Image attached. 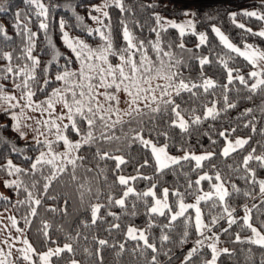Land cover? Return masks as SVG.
<instances>
[{"label": "trees", "instance_id": "obj_1", "mask_svg": "<svg viewBox=\"0 0 264 264\" xmlns=\"http://www.w3.org/2000/svg\"><path fill=\"white\" fill-rule=\"evenodd\" d=\"M101 1L103 0H39L47 10L45 18L38 15L40 9L35 4L26 3V0H0V8L4 9L0 12V26L5 29L4 33H0V57L4 54L10 56V59L0 58V70L7 67L13 69L12 72L0 73L7 76V79H0L3 91H15L25 98L31 90L35 93L31 97L42 102L54 89H61L63 81H55L57 69L62 71L65 67L68 70L78 67L79 59L63 43L60 22L64 21V32L75 34L92 46L103 45L107 39L94 26V20L91 18L96 13V5ZM183 1H193L196 29L194 32L197 35H194L193 31H187L181 37L179 29L167 27L166 30L160 31L158 47L163 52L170 50L174 59L182 61L179 66L170 67L172 71L166 64L171 76L179 73L175 77L176 82L182 77L189 83L201 84L203 78H209V82L215 83V87L207 92L202 87L194 88L195 95L184 91L177 96L174 92L173 96L167 99L179 105L181 111L187 110L185 119L200 115L203 121L201 124H190L187 131H182L179 127H169L168 121L173 118L172 106L168 105V111H165L162 103L159 112L139 109L114 121L108 120L106 115H103V121L94 119L86 112L85 115L89 119H94L91 128L79 116L75 117V122L80 133H90V143L81 140L71 124L66 131L71 140H77L81 144L76 157L71 159L75 160V164L66 161L57 169L54 162L44 160L50 163L38 164L33 168L37 154L46 147L45 143L13 130L14 123L9 116L15 108L0 110V180H3L2 190L5 193L0 189V211L8 208L14 214L18 226L25 231L35 250L37 261L40 252L56 245L62 246V249L69 245L71 252L63 250L53 254L54 264H69L73 260L79 264H151L153 255L156 264H182L184 254L194 246L198 238L194 228V209L189 208L183 217L170 221L168 217L171 213L167 210L164 216L148 213L153 198L145 197L143 193L154 184L157 195H161L162 189L168 188L170 205L174 210L178 207V198L171 194L173 191L182 193L184 200H190L203 190L213 189L217 172L230 195L225 197L223 203L216 197L202 201L204 219L210 223L212 216L223 212L225 204L235 208L237 219L236 224L230 228L229 225L225 227L228 232L221 230L219 233V244L229 249V253H221L217 264H261L264 260V247L235 240L236 233H239L241 240L251 237L252 234L250 229L241 227L240 214L245 205L251 204V224L264 231V227H261L264 222V196L260 197L259 184L252 183L250 173H246L243 166L244 157L253 149L254 155H264V111H261L264 108V87L252 93L237 79L228 84L227 71L234 69L236 72L233 71V77L243 75L250 86L255 79L248 74L253 72L254 67L245 57L227 49L211 30L212 26L218 27L235 43H250L264 51V38L245 31L250 28L253 33H258L264 21L239 14L245 10L264 12V9L256 7L264 4V0ZM175 3L176 0H122L125 10L121 11L109 2L108 16L104 17L102 30L107 33L106 36L109 37L110 34L113 50L119 51L127 45L123 36L126 26L137 42L144 43V48L140 51H149L152 56L157 57L152 46L157 41V34L153 31V28L157 27L153 13L162 17L168 15L184 18V7L177 8ZM149 4L155 7H145ZM232 12L237 13L235 24L230 18ZM16 13L20 15L17 17ZM77 16L83 19L78 21ZM41 21L48 24L46 30L39 28ZM237 24L245 25V29L237 27ZM17 25L18 27H14ZM89 30L91 35L88 34ZM29 32L36 33L32 38L34 47L31 50V57L38 60L36 64L28 58L26 52ZM199 33L206 35V42L197 47ZM181 43L184 44L183 49L179 47ZM136 51V60L140 61V51ZM57 52L59 56L54 59ZM228 55L232 59H228ZM202 57H207L210 61L203 65V69L199 62ZM220 57L227 60V68ZM110 58L116 61L118 56L110 54ZM45 68L47 76L44 73ZM29 76H34L35 81L28 79ZM47 78H51L52 82L41 91ZM26 79L30 89L24 86ZM3 91H0V94ZM225 96L227 104L235 103L236 107L225 111ZM213 104L218 113L216 119H203L206 107ZM193 108L196 112L191 111ZM246 109L252 111L242 115ZM6 112L9 114L6 115ZM141 130L145 139L167 143V150L171 153L181 152L180 149L184 148L190 151H209L213 156L203 161L201 168L194 169L195 161L181 160L179 164L158 172L150 148L132 139L134 132L139 133ZM221 131L226 133V137L219 135ZM205 132L208 133L207 136L204 135ZM162 133H166L167 137ZM237 136L247 137L248 143L224 156L222 149L228 139ZM52 146L59 150L63 148V142L55 141ZM104 154H107L106 157ZM113 157L122 158L125 163L119 164L117 169L118 162ZM8 161H11V164H8ZM145 161L147 165L142 167ZM259 163L251 160L248 168L255 171L258 180H264V167H259ZM205 173L211 176L212 180H202L197 186L194 181ZM123 176L141 178L130 179L128 184L124 185L118 180V177ZM45 185H48L46 191ZM232 185L240 189V192H233ZM130 186L134 191L125 199V206L117 205L116 201L122 198L126 187ZM245 192L249 195H244ZM35 201H40L39 205ZM214 202L215 208L212 207ZM93 214L97 217L95 223L92 222ZM187 217H191L187 228L188 242L179 245L177 240L185 231ZM225 223V218L220 219L216 227ZM149 224L154 226L149 229ZM167 224H170V227H167ZM131 225L145 230L148 243L155 244L158 249L156 253L146 247L144 241L128 238L127 230ZM162 234L169 237L164 244H161ZM98 240L107 243L101 246ZM165 252L168 255H162ZM211 255V249L204 244L199 255L193 258L194 264H204V259H210ZM169 256L172 259H169Z\"/></svg>", "mask_w": 264, "mask_h": 264}, {"label": "snow or ice", "instance_id": "obj_2", "mask_svg": "<svg viewBox=\"0 0 264 264\" xmlns=\"http://www.w3.org/2000/svg\"><path fill=\"white\" fill-rule=\"evenodd\" d=\"M26 3H30V4H35L37 6V8L40 9L38 15L44 16L45 18L47 17V10L44 8V6L42 4L39 3V0H26ZM112 3L121 9V11H124V6L122 4V0H112ZM145 7L147 8H154L155 5L153 4H149L146 5ZM259 9H264V4H260L256 6ZM95 11H100V8H95ZM4 9L0 8V12H3ZM185 14L187 15V11L185 12ZM240 15H243L245 17H250V18H256L257 20L260 21H264V12L262 11H257V10H253V11H242L241 13H239ZM17 17L20 15L19 13H16ZM103 15L105 17L108 16L107 12H104ZM154 15V19L156 22L157 27L153 28V31L156 32L157 34V41L155 43V45L153 46L154 51H156L157 56L160 57V53L161 51H163L161 48L158 47L160 40H159V34L160 31H164L166 30L167 27H171L173 29H179V35L181 37H183L185 35L186 32V28L189 30L193 31L194 35H197L194 32V28H195V22L194 20H190L187 21L186 24H177L175 22L172 21H165L164 18L162 16H160L158 13H153ZM193 16H195V14H192ZM236 16L237 13L236 12H232L230 13V18L232 19L233 23H236ZM93 20H97L98 21V17H91ZM83 18L77 16V20L81 21ZM39 28L40 29H44L46 30L48 28V24L44 21H41L39 23ZM64 21L61 20L60 22V27H61V32H62V40L63 43L65 45H67L68 48H70L77 56V58L79 60L82 61V68L81 71L79 73L80 77L83 79H87L89 81L93 80L95 77L93 76H85L84 75V67H87L89 72L94 71V65L91 63V61L93 60V58H97L100 60H104L106 61V56L104 55L105 52L110 53L111 55H115L118 56L119 59L125 63H127L130 67V73L131 74H125L123 71L122 67H116L113 68L111 66L108 67L107 71V75L111 76V82L110 83H106V77L104 75V71L100 70L97 72V75H99L100 77V86L105 87V88H112L113 86H115L116 90L119 91L121 84L124 85V88L126 91L129 92V95L133 97L132 99V103H136V96H140L141 93L144 92H154L153 89L148 88V89H144L142 87L139 86V82L140 81H144L147 82V79L145 77V73L148 72H152L153 70L157 71V74L154 75L151 78H167L170 80V84L165 86V89L163 91H161V97H160V103H162L164 105V110L168 111V105H171V114H172V119L168 121V126L169 127H179L182 131H187L190 124L192 125H199L201 124L202 121V117L200 115H195V116H190V119H185V111H181L180 106L175 104L173 100H164L163 97L165 95H168L169 93L167 92V88L168 87H172L173 91L175 92V95L179 96L181 94V92L187 91L192 93L193 95H195V92H193L194 88H203L205 92H207L210 88L215 87V83L213 81L209 82L210 79L209 78H203V82L201 84H197L195 82H185V80L181 77V79L176 82V75H179V73H176L172 76H167L165 75H160L159 74V70L164 66L163 65V58L160 57L159 59V67H157L155 64H149L148 66H145V60H144V56L145 53L143 51H140L144 48V43L143 42H136L135 44H133V38L131 37L129 31L127 30V27L125 26L124 28V32H123V36L124 39L128 42L127 45L123 48L120 49L119 51L113 50L112 48V43H111V39H110V34L109 37L107 38V43L106 45L101 48V49H97L96 53H93L92 49L89 48L88 44L85 43L83 40H76L75 44L78 45L77 47L73 46V41L69 39L68 33L64 32ZM237 27L241 28V29H245V25L243 24H237ZM14 27H18L14 26ZM110 27V26H109ZM212 32L215 33L216 36L219 37L220 41L222 42L223 45L226 46L227 49L231 50V52H235L240 56L245 57V59L248 60V62L250 64L253 65L254 68H256V63H255V59H250L249 58V53H255L256 54V59L259 58L261 55H264V53H259L258 49H255L252 45H245L246 51H241V49L239 47H235L232 43H230L228 41V38L226 36H224L220 29L212 26L211 28ZM245 31L249 34L252 35H258L261 38H264V30L259 31L258 33H253L252 30L250 28L245 29ZM5 29H3L2 26H0V33H4ZM89 35L92 34L91 30H89ZM101 35L103 36L104 34L101 33ZM36 36V33H31L29 32L28 34V46L26 48V52H27V56L29 59L33 60V63L36 64L38 63V60L35 58L31 57V50L34 47L33 45V41L32 38ZM6 39H10L8 37H5ZM198 40H199V44H197V47H199L200 45L205 44L206 42V35L204 33H199L198 34ZM51 43V41H49V44ZM136 48L138 51H140V55H141V59L139 64L134 63L131 59H126V57L128 56V54L132 53V49ZM169 47H171V45H169ZM179 47L181 49L184 48V44L181 43L179 45ZM97 53L99 55H97ZM164 56L169 58V63H168V67H173V66H179L182 61L179 59H174L173 55H170L168 52L164 51ZM259 54V57H258ZM227 55V54H226ZM59 56V53L57 52L54 56V59L56 57ZM0 58H5V59H10V56L8 54H4L3 57ZM223 63L224 66L227 68V60H224L223 57L219 58ZM228 59H232V57L230 55H228ZM199 62L201 65V69H203V65L210 63L209 59L207 57H202L199 58ZM141 69H143V73H141ZM13 69L11 67H7L6 69L0 70V73H7V72H12ZM233 71L236 72V70L234 69H228L227 71V80H228V84H232L234 79L239 80V82L241 84H243L245 86V88L252 92L255 93L258 89L260 90L261 87H264V73H257L255 71L250 72L248 75L251 78L255 79L254 83H251L249 86V82L248 80L245 79V77L243 75H236L235 77H233L232 73ZM44 73L47 76V68L44 69ZM117 73H119V78L117 77ZM139 73V76L137 75ZM27 75V73H25ZM76 73H72L70 72L67 67H65L62 71L60 69H57V73L55 75V81H63L65 84V88H64V92H70L71 93V100L69 101L68 97L65 96H61V90L60 89H54L51 92V95L45 100L42 101L40 104L37 105L38 108L41 109V111H47V108L52 106V101L53 99H63L64 100V104L65 107L68 109L67 111V116L65 117L64 115L60 116V119H64L67 118L68 120L71 121V127L73 129V131L80 137L81 140L90 143L91 142V135L90 133L88 134H82L79 131V128L76 127V122H75V117L79 116L81 119L85 120L89 126V128H91V125L94 123V119L95 118H99L100 120L103 121L104 116L100 113V108L96 107L95 111L94 108L91 105L92 100L94 99V97L91 95V89L93 87H95L94 84L89 83L87 85V88L89 89V94H88V99L87 102H85V92H84V88L85 85L83 84H75L72 85L69 83L70 78L75 76ZM0 79H7L6 75L0 74ZM30 80L35 81V77L34 76H29ZM125 81H127V83H125ZM51 78H47L44 81V87L41 88V91H44L47 86L51 83ZM24 86L28 89H30V84L28 83V80L26 79L24 81ZM225 87L227 86L224 85ZM158 88L160 86H157ZM76 88L80 89L79 92V97L77 96V92H76ZM133 89L135 91H133ZM0 91H3V87L0 86ZM35 93L32 92L31 90H29L28 92V96L31 97L33 96ZM105 98L106 99H115L114 96L110 95L109 93H105ZM250 98V97H249ZM225 104H226V108L224 109L225 111L228 108H234L236 107L235 103L232 104H227V96H225ZM151 100L153 103H157V99L155 97V95H152ZM44 105H47L48 107H44ZM73 106H75V108H73ZM215 104H213V106L211 108L206 107V111L204 113L203 119H207L209 117H211L212 119H216L218 113L215 110ZM155 112H159L160 111V105L157 104V107L152 109ZM138 111V109H137ZM192 112H196V109L193 108L191 109ZM252 111V109H246L245 113H243L242 115H246L247 113H250ZM261 111H264V108L261 109ZM85 112L88 113V116H92L94 119H89L88 116L85 115ZM6 115L9 114V112L5 113ZM10 119L12 120H16V117L14 115H10L9 116ZM247 127V125H245ZM13 130L17 131V126L14 124L12 125ZM66 127V131L67 128L69 127L68 125L65 126ZM233 132L235 131V129L232 130ZM143 130H141L139 133H135L132 137V139L134 141L139 142L141 145L150 148L151 153L153 155V157L155 158V164L157 165V171L158 172H163L166 168H170L171 166H173L174 164H179L181 160H187V161H195V168H201L202 167V161L211 159V157L213 156V153H206L203 155H196L192 152H189L188 150L181 148V151L185 152V155L183 157H175L172 155H169L167 152V149L169 147V145L167 143H165L162 146H157V143H153L152 140L150 139H145L144 136L142 135ZM162 135H164L165 137H167L166 133H162ZM205 136L208 135L207 132L204 133ZM219 135L222 137H226V133L224 131L219 132ZM21 138H23L22 134H21ZM5 142V141H3ZM213 143H215V141H212ZM73 146L76 148V150L78 151L79 148L81 147V144L79 142H72ZM248 140L246 139H236L234 144L229 141L227 143V145L225 147H223L222 152L224 156H228L230 154L231 151H235L236 147H243V145L247 144ZM160 152H162L164 154V157L166 158L167 162L161 164V158L158 155V150ZM49 151H51V147L49 146ZM255 153V149L252 150V152H250L247 156L244 157L243 159V166L246 170V173H250V179L252 181L253 184H259L260 187V192L262 194H264V180H258L256 177V173L254 170L248 168V164L249 161L251 160H256L259 161V167H264V155H254ZM107 154H104V156L106 157ZM113 159H116L118 164H117V169H119V164L121 163H125V161L122 158L119 157H113ZM43 163H50L49 161H44L42 159H38L35 163H33L32 167L36 168L38 164H43ZM67 163H71V164H75V160H68ZM8 164H11V161H8ZM147 165V161H145V164L142 165V167ZM53 167H55V165L53 164ZM19 171V169H17ZM141 177H118V180L123 183L124 185L128 184V181L131 180H135ZM144 179H152V177H142ZM215 179L216 180H220L221 177L219 175V173L217 172L215 175ZM202 180H212V177L209 176L207 173L199 175V178L196 179L194 181V183L199 186ZM191 183H189V187H191ZM9 185H6V187ZM48 185H45V191L47 189ZM212 187L216 190L215 194L218 195V199L220 202H225V197L229 196L230 193L226 190L223 189L221 185H212ZM156 185L154 184L148 191L144 192L143 195L145 197L151 196L153 198V206L151 208L148 209V213L151 214H157L158 216H164L166 214L165 210H167L168 213H171L170 217H168V219L170 221H176L178 217H183L185 212L187 211V209L189 208H195V223H194V228L196 233L199 234L200 238H197L194 242V246L189 249L183 257L182 260V264H194V257L199 255V251L201 250V246L204 247V240L205 239H209L208 236H205L204 232L202 231L203 228L207 227L208 231L210 233H212V238H215V243L209 244L207 245V247H209L211 249L212 255L210 259H204V264H217V259L219 257V255L221 253H229V249L227 248H223L220 249L219 251H217V243H219V234L212 232V229L214 227H216L218 225V222L220 219H224V213H227V222L229 225V228L233 225L237 223V219L233 216V213L235 212V208H230L227 204H225L224 208H223V212L218 213L215 216H212L210 218V223L209 224H204L202 222V214H201V209L198 207L199 203L201 201H204L206 199H211L212 196L214 195L213 192H208L205 193L203 195H197V199H196V205L193 204H185L184 203V195L178 191H173L171 194L175 197L178 198V211H173V206L168 204L165 206L163 211H159L157 212L156 210V205L160 204L162 202V200H166L169 196V189L164 188L162 189L161 192V196L157 197L156 194ZM232 189L233 192H240V189L236 188L235 185H232ZM26 190V189H25ZM134 190L132 188H127L126 190L123 192L122 194V198H120L119 200L116 201V204L123 207L125 206V199L128 197L129 193L133 192ZM192 194V193H189ZM244 195H249L248 192H245ZM29 197H31V193H29ZM32 201H29V203H31ZM35 203L37 205H39L40 201H35ZM213 208L216 207V203L214 202L212 205ZM246 215L242 218H240L242 220V229L243 228H247L250 229V231L252 232L253 236L251 237H247L245 240H241V237L239 235V233L235 234V240L239 241V242H248L250 244H255V245H259L260 247H264V234H261L258 229L256 227H254L251 223H250V209L247 208V206H244ZM49 211H55V209H48ZM66 211V210H65ZM111 214V213H110ZM96 215L93 214V220L92 222L95 223L96 220ZM191 220V217H187L185 220V231L183 233L180 234V238L177 240V244L179 245H183L185 243L188 242V236H189V232L187 230L188 228V221ZM153 224H149L148 228L151 229V227H153ZM167 227H170V224L166 225ZM163 227V226H162ZM261 227H264V222L261 223ZM133 229H129V232L132 233ZM223 232H228V229H222ZM128 238L130 239H139L144 241V245L146 247H150L153 251V253H156L158 251L157 247L155 244H149L148 243V238L145 235L144 232H140L139 235H129ZM202 238V239H201ZM169 240V237L166 234H162L161 236V244H164V242H167ZM99 245L103 246L105 245L107 242L104 240H98L97 241ZM121 249H123V245L120 246ZM63 250H67L69 252H71V247L69 245H65L64 249H61L60 251ZM162 255H168L167 252L162 253ZM169 259H172L171 256H169ZM151 264H156V258L155 255H153ZM261 264H264V260H262Z\"/></svg>", "mask_w": 264, "mask_h": 264}, {"label": "rangeland", "instance_id": "obj_3", "mask_svg": "<svg viewBox=\"0 0 264 264\" xmlns=\"http://www.w3.org/2000/svg\"><path fill=\"white\" fill-rule=\"evenodd\" d=\"M109 2H112V0H103L99 2L96 5V8H100V11H96V13L93 14V17H98V21L94 20V26L98 28L101 33H103L104 37L106 39L108 38V35L106 36V32L102 30V26L104 24V12H107V4ZM177 3V4H176ZM176 5L177 8L184 7L185 11H187V15H185L184 18H177L176 16L171 17V16H164L165 21H172L177 24H186L187 21L194 20L193 14V1L191 2H184L183 0H176ZM218 28V27H217ZM220 29V28H219ZM129 31L131 37L133 38V44H135L137 41L134 39L131 31L129 28H127ZM196 29L194 28V31ZM264 30V23L263 26L258 31ZM187 31H192L186 28ZM221 31V29H220ZM67 32V31H66ZM68 33L69 39L73 41V46L78 48V45L75 44L76 40H83L85 43L88 44L89 48L92 49L93 53H96L97 49L103 48L107 41L101 45V46H92L90 45L87 41L84 39L78 37L75 34ZM221 33L228 38V41L232 43L235 47H239L241 51H246L245 45H252L250 43H245L244 45H239L235 43L233 40H231L223 31ZM128 43V42H127ZM253 46V45H252ZM113 47V46H112ZM255 49L259 50V53H264L263 50L253 46ZM160 48V47H159ZM137 49L134 47L132 49V53L128 54L126 59H131L134 63L139 64V60H136V51ZM172 55V52L170 53ZM97 55H99L97 53ZM104 55L106 56V61L100 60L97 58H93L91 63L94 65V71L89 72L87 67H84V75L85 76H93L95 77L93 80L89 81L87 79H83L80 77L79 73L82 68V61L78 60V67H75L71 70H69L72 73H76L75 76L70 78L69 83L72 85L75 84H83L85 85L84 92H85V102H87L88 99V94H89V89L87 88V85L89 83H92L95 85L91 89V95L94 97V99L91 102V105L94 108L99 107L100 108V113L102 115H106L109 119L108 120H117L121 118L127 117L129 114L133 113L137 109L142 110V109H148V111L154 109L157 107V104L161 105L160 103V97H161V91L165 89V86L169 85V79L167 78H151L154 75L157 74L156 70H153L152 72L145 73V77L147 79V82L140 81L139 86L148 89L151 88L154 90V92H144L141 93L140 96H136V103H132L133 97L129 95V92L125 90L124 85L121 84V87L119 91L116 90L115 86L112 88H105L100 86V77L97 75V72L100 70L104 71V75L106 77L105 82L110 83L111 82V76L107 75V69L109 66L116 68V67H122L123 71L125 74H131L130 73V67L127 63L121 61L119 57L117 58L116 61H113L110 58V53L105 52ZM160 57L163 58V67L159 70L160 75H167L171 76L167 66L169 63V58L164 56L163 51L160 53ZM160 57H155L150 54L149 51L145 52L144 60H145V66H148L149 64H155L157 67H159V60ZM256 54L255 53H249V58L250 59H255L256 63V68H253V71L259 73H263L264 71V55H261L259 58H255ZM158 58V59H156ZM167 64V66H166ZM171 70V68L169 67ZM172 71V70H171ZM141 73H143V69H141ZM139 76V73L137 74ZM117 77L119 78V73H117ZM264 78V77H262ZM255 82V81H254ZM127 83V81H125ZM157 86H160L159 88ZM65 84L63 82V87L60 89L61 90V96H67L69 101L71 100V93L64 92ZM77 92V96L79 97V92L80 89L76 88L75 89ZM133 91H135L133 89ZM167 92L169 93L168 95H165L163 97L164 100H167L168 98L172 97L174 94L173 88L168 87ZM105 93H109L110 95L114 96L115 99H106L105 98ZM152 95H155L157 99V103H153L151 100ZM41 101H36L32 97H29L26 95L25 98H23L22 95L18 94V92L15 91H3L0 94V110L7 109V108H15L14 110L11 111V114L16 117V120H13V123L17 126V130L24 134L28 138H33L34 140H39L43 141L46 145L39 153L37 154L36 161L38 159L42 160H49L54 162L56 165L57 169H60L66 161L71 160L76 157L77 155V150L73 146L72 142H78L77 140H71L67 134H66V127L67 125L71 124V121L68 120L67 118L60 119L61 115H64L65 117L67 116V111L68 109L65 107L64 100L63 99H53L52 101V106L47 108V105H44V107L47 108V111H41L40 108L37 107L38 104H40ZM213 105L209 106L208 108H211ZM216 107V106H215ZM75 108V106H73ZM216 110V108H215ZM214 110V111H215ZM86 113V112H85ZM236 139H246L247 137L245 136H237L232 139H228L227 143L231 141L233 144ZM62 141L63 142V148L57 150L53 148L52 143L55 141ZM153 143H156L153 141ZM225 144V146L227 145ZM165 143H158L157 146H162ZM49 146L51 147V151H49ZM224 146V147H225ZM239 147H236V149ZM158 151V155L161 158V164L166 163L167 160L164 157V154L162 152ZM196 155H203L206 153H211L209 151H190ZM169 155L175 156V157H183L185 155L184 151L178 152V153H171L168 151ZM232 152V151H231ZM203 162V161H202ZM124 177V176H123ZM127 178V177H126ZM2 183L3 180H0V189L3 194L4 191L2 190ZM213 185H221L223 189H226L225 184L223 183L222 179L220 180H215ZM129 188H132L131 186ZM133 189V188H132ZM150 189V188H149ZM148 189V190H149ZM168 189V188H167ZM227 190V189H226ZM213 192L214 195L212 197L218 198V195L215 194V189H208V190H203L197 195H203L208 192ZM197 195L190 199V200H184L185 204H193L196 205V199ZM161 195H157V197H160ZM264 196L260 192V197ZM202 202V201H201ZM201 202L199 203L198 207L201 209V214H202V222L204 224H209L208 222L205 221L204 216H203V211L201 207ZM170 204V198L166 200H162V202L158 205H156V210L157 212L163 211L165 206ZM153 206V204H152ZM151 206V207H152ZM251 204L247 205V208L250 209ZM194 209V214L195 213V208ZM179 208L177 207L173 211H178ZM242 217L246 215L245 209L240 214ZM233 216L236 218V215L233 213ZM225 219L226 223L225 225L214 227L212 229V232L219 234L220 231L225 228L228 225L227 222V213H225ZM251 223V219H250ZM256 227V226H254ZM133 229L136 231H133L132 233L129 232V229ZM258 231L261 234H264V231L256 227ZM204 232L205 236H208L209 239L204 240L205 245H209L212 243H215V238H212V233L208 231V228L205 227L202 229ZM140 232H144L146 235L145 230L142 227H137V226H129L127 230V234L129 235H139ZM253 236V234H251ZM198 238L199 234H198ZM202 239V238H201ZM63 247L62 246H52L42 252L39 253V261L36 260L35 258V250L28 240L25 231L18 226L17 220L14 216V214L11 212L10 209H4L0 211V264H54L52 261V256L53 254L59 252ZM224 247L221 246L219 243H217V251L220 249H223ZM218 260V259H217ZM69 264H79L78 261L73 260Z\"/></svg>", "mask_w": 264, "mask_h": 264}]
</instances>
